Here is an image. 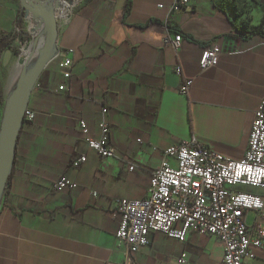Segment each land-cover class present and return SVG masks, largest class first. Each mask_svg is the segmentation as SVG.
<instances>
[{"label":"crops","instance_id":"0c3cea01","mask_svg":"<svg viewBox=\"0 0 264 264\" xmlns=\"http://www.w3.org/2000/svg\"><path fill=\"white\" fill-rule=\"evenodd\" d=\"M174 1L132 0L124 17L126 0H84L59 28V47L73 51L72 76L65 79L52 62L31 90L28 111L35 119L20 129L0 202V264L122 263L126 248L116 238L121 215L114 200L146 198L166 149L196 136L225 159L244 158L264 99V38L243 39L240 21L215 0L180 11L172 10ZM258 2L262 19L264 0ZM23 13L20 0H0V38L15 31ZM174 31L184 38L178 50L162 44ZM21 43L16 39L0 58L4 101L17 87L22 68L14 51ZM212 45L221 48L219 65L201 74L202 52ZM104 108L117 159L102 160L79 130L84 122L97 139ZM79 156L87 161L74 169ZM62 178L76 188L54 191ZM239 190L264 199L263 191ZM254 220L250 213L248 224ZM151 239L132 264H217L224 255L218 239L196 232L186 243L162 234ZM254 255L244 264H264V250Z\"/></svg>","mask_w":264,"mask_h":264},{"label":"built area","instance_id":"2783aa9c","mask_svg":"<svg viewBox=\"0 0 264 264\" xmlns=\"http://www.w3.org/2000/svg\"><path fill=\"white\" fill-rule=\"evenodd\" d=\"M83 1L27 0L26 3L32 10H53L60 28ZM196 1L175 0L172 10L180 11ZM15 32L25 39L24 45L38 40V56L46 40L43 18L27 12ZM183 40L180 33L167 35L162 44L178 50ZM55 51L49 64L57 62L68 80L74 67L73 51H64L58 42ZM220 56L218 45L204 49L200 60L201 74L216 68ZM177 73H181L180 68H177ZM192 85L193 80L185 82L180 94L186 96ZM65 89L66 86H62L59 91ZM107 114L108 109L104 108L97 139L89 136L86 123L80 122L79 125L86 145L102 160L118 158L116 149L110 145L111 129ZM34 119V113L27 110L25 122H33ZM138 143L141 144V140ZM86 161L85 156H79L72 161L71 167L79 169ZM125 164L130 172L136 170L134 164ZM75 188L76 184L67 178L53 184V190L57 192ZM240 188L264 192V99L255 113L248 148L242 160L225 159L192 136L163 152L159 167L153 171L146 198L114 200L115 213L121 215L116 238L126 248L124 262L115 264H132L137 254L151 246L153 234L186 243L192 232L215 237L223 244L224 255L217 264H244L245 259L253 260L255 250H264V199L259 194L241 191ZM250 213L255 215L253 225L247 221Z\"/></svg>","mask_w":264,"mask_h":264},{"label":"water","instance_id":"95a60500","mask_svg":"<svg viewBox=\"0 0 264 264\" xmlns=\"http://www.w3.org/2000/svg\"><path fill=\"white\" fill-rule=\"evenodd\" d=\"M26 1L20 0L24 10L23 15L31 12L35 17L43 18L46 25V40L43 48L38 51V56H36L38 40L35 39L31 44V53L22 66L17 87L5 105L0 126V202L12 170L17 140L20 129L25 122L31 90L49 62L54 58L55 45L59 36V27L54 11L32 10Z\"/></svg>","mask_w":264,"mask_h":264},{"label":"rangeland","instance_id":"374dc122","mask_svg":"<svg viewBox=\"0 0 264 264\" xmlns=\"http://www.w3.org/2000/svg\"><path fill=\"white\" fill-rule=\"evenodd\" d=\"M68 2H73V0H67ZM80 1V0H79ZM216 4L225 7L240 21L241 25H248L249 27H256L261 23V15L258 0H215ZM22 47L20 51L17 50V54H14L18 59L24 52L28 45L25 44V40H21ZM29 43V41H27ZM24 45V47H23ZM31 45V43H30ZM7 101H4L3 105L0 107V126L3 119V114L5 110V105Z\"/></svg>","mask_w":264,"mask_h":264},{"label":"trees","instance_id":"16d2710c","mask_svg":"<svg viewBox=\"0 0 264 264\" xmlns=\"http://www.w3.org/2000/svg\"><path fill=\"white\" fill-rule=\"evenodd\" d=\"M220 7L223 9H226L225 7H222V6H220ZM131 10H132V0H126V5L124 8V17H126L130 13ZM226 10L229 12L230 16H232L233 19H237L232 14V12H230L228 9H226ZM261 10L263 12V17L261 19V23L258 26L249 27L248 25L244 24L240 27H236V30L241 34L243 39H249V38H252L254 36H261L264 38V6L261 7ZM22 17H21V19H22ZM21 19H20V21H21ZM174 32L176 34H179V31H174ZM18 38L21 39L22 41L25 40L22 37H18V35L16 34L15 31L8 36H3L0 38V58L6 50L12 49L14 41ZM14 52H15V54H17V51H14ZM3 103H4V99H3V95H2L1 90H0V107L3 105Z\"/></svg>","mask_w":264,"mask_h":264},{"label":"bare ground","instance_id":"6f19581e","mask_svg":"<svg viewBox=\"0 0 264 264\" xmlns=\"http://www.w3.org/2000/svg\"><path fill=\"white\" fill-rule=\"evenodd\" d=\"M30 53H31V45L29 44L28 47L25 48V50L23 52V55H22V57L20 58V60H19V62L17 64L20 69L24 65L25 61L29 58Z\"/></svg>","mask_w":264,"mask_h":264}]
</instances>
